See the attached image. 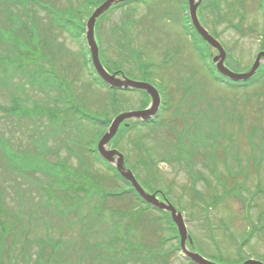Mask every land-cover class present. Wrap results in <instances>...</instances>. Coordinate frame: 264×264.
Here are the masks:
<instances>
[{"label": "rangeland", "instance_id": "374dc122", "mask_svg": "<svg viewBox=\"0 0 264 264\" xmlns=\"http://www.w3.org/2000/svg\"><path fill=\"white\" fill-rule=\"evenodd\" d=\"M81 1L0 0V231L9 234L3 262L9 264L5 255L16 235L12 259L24 239L30 240L25 264L36 262L40 245L46 258L55 251L50 264H162V251L171 247L166 264H189L176 251L178 240L170 238L165 217L124 193L128 186L92 152L107 130L102 123L142 111L146 97L142 91L98 85L84 66V35L80 41L69 37L59 26L64 17L48 15L69 2L81 7ZM183 1L130 2L96 22V42L109 59L108 69L154 86L166 104L154 121L130 130L120 125L109 146L123 155L124 167L138 175L147 193L167 195L201 256L264 257V241L257 236L241 248L238 244L248 230L244 204H250L252 218L264 208V195L251 200L257 183L264 187V80L249 88L218 82L187 36ZM200 4L199 21L227 50L225 64L236 73L248 71L264 29L260 0ZM127 38L128 51L122 52L118 44ZM28 64L48 78L41 82L44 94L34 93L41 88L32 89ZM63 65L65 70L58 68ZM57 90L62 95L54 99ZM139 159L153 162L155 184L146 183ZM241 167L244 174L235 177L241 183L248 174L240 195L249 202L228 195L207 212L191 204L192 184L210 201L222 194L217 178Z\"/></svg>", "mask_w": 264, "mask_h": 264}, {"label": "trees", "instance_id": "16d2710c", "mask_svg": "<svg viewBox=\"0 0 264 264\" xmlns=\"http://www.w3.org/2000/svg\"><path fill=\"white\" fill-rule=\"evenodd\" d=\"M104 1H106V0L99 1L96 4H94L92 1L82 0L80 2L81 7H78V5L74 6V4L69 2L68 7L63 8L60 11L59 10L57 11V10L50 9V10H47V12H48V15H50L53 19L64 17V21L59 23L60 28L69 37H72V38L77 39V40L80 41V40H82L84 32H85V28H84L85 27V24H84L85 20H87L88 17L91 15L92 11L95 8H97L100 4H102ZM148 1H150V0H133L131 2L147 4ZM127 3H130V2H127ZM127 3L113 5L110 8L109 11L111 12L112 10H114L116 8H120V7L124 6V5H126ZM186 3H187L186 0H184L183 3H182L184 5L183 8L185 10L187 9ZM199 7H201V4L199 5ZM199 7H198V9H199ZM260 7H261V9L264 10V8H263V0H260ZM109 11H107V13ZM184 17H185V23H186V33H187V36L189 37L191 43L194 45L195 49L198 52L203 54L202 56L205 58L204 61L208 65L209 69L212 71L215 79L218 82L223 83L224 81H223L222 77H220L219 75L216 74V72L214 71L212 65L210 64L206 43L201 39V37L198 35V33L195 31V29L191 26V24L189 23V18L187 17V15H185ZM213 26H214V24H213ZM95 27H96V24H95ZM237 30H238V28H237ZM97 33H98V36L100 38L99 28L97 30ZM212 34L215 35V36L217 35L215 32L212 33ZM126 35H128V34H126ZM261 35H262L261 36L262 40L259 41V43H260L259 51H264V29H263ZM128 42H129V40L127 38V42L126 43L118 44L119 49L123 50L122 52H127L128 51L127 50V43ZM201 46H205L206 47V50L204 52H203L202 49H200ZM81 49L83 50V54H84V66H85L86 70L88 71L89 76H91L90 78H92L98 85L108 88L94 74V71H93V69L91 67V64H90V59H89V57H87L88 56V50L86 49V47L83 45V48H81ZM166 56H169V55L167 54ZM99 57H100V61H101L102 65H103V67L109 73H113V72L116 71V70L111 71V70L108 69V64H110L109 59H107V57L104 55L103 51L100 52V49H99ZM28 67H30L29 68L30 76H31L30 85L32 86V89L34 90V89L41 88V90H39V92L36 93V95L44 94L45 87H44L43 84H41V82L43 83V82L47 81L48 78L41 79L39 71L35 70L36 67L31 66L29 64H28ZM64 67H65V65H63L62 67L59 66V69H64ZM50 70H51V66L48 67V71H50ZM263 80H264V64L259 67V69L255 73V75L250 80H248V81H246L244 83H238V84H234V85H232L230 83H227V82H224V83H226V84H228L230 86H233V87L249 88V87H252L254 85L260 84ZM37 82H39L40 85ZM142 93H144V95L146 97V101L144 102V104H145L144 107H146L149 104L150 99H149L148 95L145 92H142ZM185 98L186 97H184V100H185ZM165 105H166L165 103L161 104L160 111H164V109L166 107ZM82 116H83V118L91 120L94 123L98 122L97 120H93L92 118H90V117H88L86 115H82ZM109 123H110V120H108L106 122H103L102 125L104 127H108ZM140 124H143V123L139 122V121H136L133 124H130L128 127H124L123 126V128H124V130H130L132 128L137 127ZM198 141L202 143V142H204V139H201V140H198ZM92 151L96 152V150H92ZM148 152H149V150H148ZM178 154L181 155L182 153L178 152ZM188 158L190 159V162H192L190 155L188 156ZM98 160L108 170L112 171L116 178L120 179L122 182H124L128 186L127 190L124 193H126V194L130 193L133 196H135L137 199H139L138 195L132 189L131 185L128 182H125L119 176V174L116 172L114 167H110L108 164L104 163V161H102L100 158H98ZM149 161H150L149 163H145L143 159H139L137 165L140 166L142 171L145 172L146 177L148 178L146 183L148 184V183L152 182L153 184H155L156 181H157V179H156V171L154 170L155 166H154V164H153V162L151 160H149ZM259 166H260V164H258L256 166V168H255V170L257 172L259 171V168H258ZM243 174H244V172H243L242 167H241L236 172L231 173V175L228 178H224V179L217 178L218 183L222 187V194H221L220 197H213V196L209 197L210 201H207V199L205 198V196L201 192L196 191L195 186L192 184V187L189 190L190 196L192 195L191 196L192 197L191 198L192 199V203L191 204L195 205V203H199V204H201L203 206L205 212H207L211 208H214L216 206V204L218 202H220L221 199H223V197H228V195L234 196V198L236 197L241 203L249 202V201H247L246 198H244L243 196L241 197V195H240L242 190L246 189L244 184L246 182L248 174H246L245 176L241 177V180H242L241 183L238 182L237 178L235 177L236 175H243ZM135 177L137 179L139 178L138 175H135ZM193 178H194V176H193ZM257 184L258 185L255 186L254 192H252V197H251L252 201H254L255 197L264 195V187L259 182ZM228 185H230V186H228ZM228 187H230V188H228ZM155 191L156 190L153 189V190H151V193L155 192ZM244 205H245V209L246 210H245V214L243 215V218H244L245 223L248 226V230L245 233V235L240 239V242L238 243L239 246H240L239 248H241L244 245H247L250 242V240L253 237H255V236H257L258 239L264 241V208L261 209L255 216H253V218H254L253 219L251 217V214H250V209H251L250 208V204L247 203V205L246 204H244ZM162 216L165 217L164 220L166 222L163 223V224H165V227L170 226V228H171V229H169V231L172 232L171 233L172 236L170 238H173L175 240L178 239L176 229H175L174 224L172 223V221L170 219L169 214L168 213L167 214L163 213ZM206 226H207V229L209 230L208 232H209V237H210L211 236L210 235V231H213V229H212L211 223L208 220H206ZM225 227L227 228L226 225H225ZM165 230H166V228H165ZM0 232H1V237H0V264H4V262H3V245H4V240L6 239V235H9V234L8 233H4L2 231H0ZM2 233H3V235H2ZM15 236L13 237V239L11 241V245L8 248L7 255H5L6 260L9 262V264H13V263H11V261H15L16 262L18 259H21L23 264H25L26 262H28V260L30 258V253H29L28 246H27V243L30 240L24 239V241H23L24 245H22L19 248L18 252L16 253L15 258L12 259L11 252L13 250V246H15L16 243H17V239H16ZM15 239H16V241L14 242ZM165 241H167V240L161 241L160 244H165ZM159 247L161 248V245H159ZM44 248H45L44 245H40L38 247V252H37V255H36V262L34 264H50V262L53 260V254H54L55 251L52 250L51 254L47 256L48 258H46V257H44L45 253H46V250H45V253H44ZM176 248H177L176 251H178L179 250V244L178 243H176ZM173 251H174V248H172V247L168 251H164V250L162 251V253H163V256L161 257L162 264H166L168 262V259L170 258V256L173 253ZM256 255H259V254L256 253L255 255H252L251 257L252 258L254 257L255 259H258V258H256ZM259 256H261V255H259ZM251 257H247V258H251ZM211 258H213V259H210V258H208V259H210V260H212V261H214V262H216L218 264H222V263H224V264H240L244 260L247 259L246 257H243L240 254L234 260H229L228 259L229 261H225L224 258H222L220 255H216V256L211 255ZM261 261H264V257L263 256H261ZM187 263L192 264L190 261H187Z\"/></svg>", "mask_w": 264, "mask_h": 264}, {"label": "water", "instance_id": "95a60500", "mask_svg": "<svg viewBox=\"0 0 264 264\" xmlns=\"http://www.w3.org/2000/svg\"><path fill=\"white\" fill-rule=\"evenodd\" d=\"M133 0H106L100 4L91 13L90 17L85 23V43L89 52V58L91 66L96 76L109 88L124 89V90H136L145 92L150 98L149 106L139 112L123 113L115 117L109 125L107 131L101 137L97 145V152L99 156L107 163L115 166L118 174L128 183H130L133 190L137 193L141 200L148 205L156 208L157 210L167 211L179 236L180 250L183 256L190 260L193 264H216L204 259L196 252H191L187 249L185 243L192 244V239L187 234V229L184 224L181 213L177 212L175 208L167 201H159L156 198V194H148L137 182L136 178L131 171L126 170L124 167L123 155L117 150L108 149L110 140L115 136L120 124L130 120H139L142 122H148L152 120L158 113L161 99L158 91L154 86L143 83L134 82L126 79L123 75L117 76V73L110 74L102 66L99 59V48L95 39L94 28L96 21L100 16L107 12L113 5L127 3ZM201 0H187L188 17L192 27L201 37V39L212 49L217 52V55L212 58V62L215 64V69L225 79L232 82H245L248 81L258 70L259 66L264 63V51L257 54L251 68L245 73H234L230 71L224 65L225 52L220 43L201 25L197 17V9ZM264 3V0H263ZM242 264H264L257 260H246Z\"/></svg>", "mask_w": 264, "mask_h": 264}, {"label": "flooded vegetation", "instance_id": "af4514ba", "mask_svg": "<svg viewBox=\"0 0 264 264\" xmlns=\"http://www.w3.org/2000/svg\"><path fill=\"white\" fill-rule=\"evenodd\" d=\"M223 49L225 50V53H226V56H225V61H226V59L227 58H229L228 57V53H227V50L223 47ZM207 50H208V57H209V60H210V64H212V67H213V69L215 68L214 66V64L211 62V58H212V56L214 57L215 55H216V52L214 53L213 51H212V48H210V47H208L207 46ZM227 66V65H226ZM228 67V66H227ZM223 81L224 82H228L227 80H225V79H223ZM196 150V149H195ZM160 200H162L161 199V197H158Z\"/></svg>", "mask_w": 264, "mask_h": 264}]
</instances>
